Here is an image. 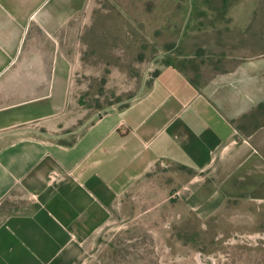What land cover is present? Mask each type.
<instances>
[{"label":"crops","instance_id":"crops-1","mask_svg":"<svg viewBox=\"0 0 264 264\" xmlns=\"http://www.w3.org/2000/svg\"><path fill=\"white\" fill-rule=\"evenodd\" d=\"M92 1L0 0V264H76L160 168L189 175L199 199L206 183L225 187L218 205L189 207L202 220L233 206L264 216L260 0L234 1L212 53L170 61L141 98L91 121L74 88Z\"/></svg>","mask_w":264,"mask_h":264},{"label":"rangeland","instance_id":"rangeland-1","mask_svg":"<svg viewBox=\"0 0 264 264\" xmlns=\"http://www.w3.org/2000/svg\"><path fill=\"white\" fill-rule=\"evenodd\" d=\"M234 1L93 0L90 21L78 31L75 113L93 120L131 104L167 60L188 65L212 53L216 39L229 35ZM263 5L260 0L258 15ZM183 174L160 168L123 208L111 207L108 223L84 243L76 264H264V216L235 213L233 206L202 220L189 207L218 205L225 187L206 183L199 199ZM250 223L252 229L236 226Z\"/></svg>","mask_w":264,"mask_h":264},{"label":"trees","instance_id":"trees-1","mask_svg":"<svg viewBox=\"0 0 264 264\" xmlns=\"http://www.w3.org/2000/svg\"><path fill=\"white\" fill-rule=\"evenodd\" d=\"M170 63H171V62L167 60V61L165 62V65L170 64ZM159 71H160V70H158V71L156 72V75L159 73ZM129 105H130V104H128V105H124V106H121L120 108L123 109V108H125V107H128ZM107 111H108V110H107ZM100 115H101V114H100Z\"/></svg>","mask_w":264,"mask_h":264}]
</instances>
